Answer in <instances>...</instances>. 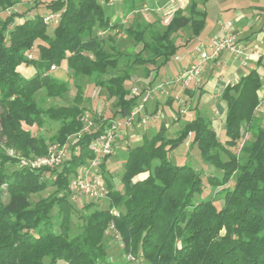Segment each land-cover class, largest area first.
Listing matches in <instances>:
<instances>
[{
    "label": "trees",
    "instance_id": "trees-1",
    "mask_svg": "<svg viewBox=\"0 0 264 264\" xmlns=\"http://www.w3.org/2000/svg\"><path fill=\"white\" fill-rule=\"evenodd\" d=\"M18 3L0 0V9ZM56 10L62 11L60 19L46 25L43 15ZM161 15L123 27L119 20L110 21L99 0H34L31 9L0 17V264H56L60 259L64 264H126L128 254L146 264H264V121L256 115L262 86L256 68L223 88V141L195 106L175 136L169 137L161 123L150 136L127 145L119 181L104 168L111 153L103 158L106 197L83 204L81 210L70 199V179L95 156L90 141L109 119L126 116L137 102L129 87L134 65L143 66L147 78L152 76L142 88L151 86L161 66L206 24L205 10L199 11L194 2L189 14L175 9L160 31L155 25L167 17ZM185 27L191 35L177 43L173 37ZM115 29L141 44L117 73L123 54L113 44ZM31 48L34 57L28 58ZM52 64L107 88L115 99L111 117L93 116L95 130L71 137L80 131L85 114L80 89L73 102L58 105L44 106L38 95L44 92L61 101L66 92L65 80L45 73ZM24 66H30L31 75L24 74ZM179 112L175 107L177 121ZM47 119L58 123L50 140L68 143L69 156L56 168L19 165L22 156L46 153L50 140L30 127H40ZM188 137L199 157L222 172L220 177L206 176L214 195L221 197L219 203L204 196L196 199L204 187L200 172L169 159V152ZM49 185L54 190L32 203L31 194ZM73 214L79 220L76 232ZM108 230L120 240L125 259L109 258Z\"/></svg>",
    "mask_w": 264,
    "mask_h": 264
},
{
    "label": "rangeland",
    "instance_id": "rangeland-1",
    "mask_svg": "<svg viewBox=\"0 0 264 264\" xmlns=\"http://www.w3.org/2000/svg\"><path fill=\"white\" fill-rule=\"evenodd\" d=\"M207 0H200V2H198L199 6H196V8L199 11H202L203 8L205 7V2ZM256 0H224L223 3L219 4L220 9L227 7V10H220L219 12V16L216 15V18L214 16V22H216L217 19L223 20L224 23H226V21L228 19H230V21L236 25H242L244 28H242L243 30H241L238 35L239 36H249L252 35L254 33V31H257L261 28H263L264 31V6L261 10H259L257 7L254 6V3ZM34 0H20V3H18L17 5H15L14 7L10 8L9 10H1L0 9V17L5 15V13H8V11H25V10H29L31 9L32 5H33ZM190 1L188 2L187 6L185 7V13L189 14L190 12ZM197 4V5H198ZM229 7H237L238 8V12L235 13L234 10L232 8L229 9ZM106 13H108L109 15V10L106 8ZM153 17V16H152ZM218 17V18H217ZM155 18V17H154ZM161 23V22H160ZM164 24H157L155 25V28L157 30H162ZM219 24L215 23H207V25L204 26V28L200 31V33L198 34V37H193L191 40H193L194 38H196V42L195 45H197L198 43H204L208 40H210L212 38V36L215 34V32L217 31L216 29L218 28ZM48 31H51L50 29H48ZM112 36H114V40H113V44L115 46L116 49H120V51L122 52V57L120 60V63L118 65V69L114 70V73L120 72L119 69H122L125 67V62L127 60H131L133 53L137 52L140 48H141V44H137L134 41L131 40V37L126 35L125 33H123V31H113ZM191 35V29L190 28H183L180 32V36L177 37V35H175L173 37V39L179 43L180 41H182L183 39L187 38L188 36ZM264 38V34H262V36ZM190 40V41H191ZM108 46V43H106L105 47ZM184 46H182L180 48V51L184 50L183 49ZM33 50L35 51V49L33 48ZM171 60V59H170ZM178 62V61H177ZM173 62H168V64L166 65H162L160 68V74L164 71L167 72V76L164 79V81L167 80V78H169L172 75H175V70L176 67L173 66L172 64ZM251 67V66H250ZM264 66H257L256 68L258 69L259 72H263L264 71ZM245 70L248 69V67L243 68ZM22 71L24 72V74H26L27 76L31 75L32 70L30 69V66H24L22 67ZM130 73L132 74V82L129 84V87H131L132 85L136 84L140 87H143L146 85L147 83V77L145 76L144 73V69L143 66L141 65H134V68H132V70L130 71ZM52 75H55L57 78L61 79V80H65V82L67 83V89L66 92L64 93L63 98L60 100H58V98L56 97H47L45 96L44 92H40L38 95L40 97V102L43 103L44 106L47 105H58L60 103H71L74 100L75 97V93L77 90H79V94H80V103L82 106L85 107V114L88 115L89 117L93 118V116H97V115H101L102 118H110L113 111H114V97H111L108 92H107V88H105L102 85H95L89 78L86 77H81V76H71L70 72L68 70H66L65 68H60L57 67L51 72ZM132 88V87H131ZM163 96L162 98H160L162 106H163V111L165 113H168V108L166 107L164 100H163ZM187 110L190 111L191 110V106H186ZM157 112V111H155ZM154 112V113H155ZM161 115L160 117H162V112H160ZM211 113V112H210ZM172 114V113H171ZM192 115H194V113H192ZM191 115V116H192ZM190 116H181V120L178 121V124L176 127L181 126V121H183L184 119H188ZM223 118H224V112H222L221 115V125L216 127L214 125V128L216 129L217 135H218V139H220L221 141L224 140L225 138V132H224V127H223ZM113 120V119H109ZM159 120V119H157ZM156 120V121H157ZM146 125V124H145ZM25 127V126H24ZM175 127V128H176ZM58 128V123L52 120L47 119L44 124L40 127L38 126H32L30 127V130L35 134V135H39V136H44L46 139H48V141L50 140V137L53 136L56 133V130ZM157 128V127H156ZM174 128V126L170 129L167 130V135L169 137L175 136L177 133V130ZM151 131H154V129H150ZM147 130V131H149ZM151 131L147 132L148 136L151 135ZM249 136V133L246 134V137ZM138 141V140H137ZM189 141H190V137H188L186 139L185 142L179 144L175 149H173L172 151L169 152V159L173 164H189L191 165V167H194L195 169H197L201 176H202V181L204 184L203 187V192L202 194L199 195H195L196 199L199 198H213L215 199V202L219 203L221 200L220 196H215L214 195V190L208 185L207 180H206V176L207 175H215L217 177H220L222 175L221 170H219L218 168H216L215 166L211 165L210 163H208L207 161L202 160L199 157L198 154V150L196 148H191L189 146ZM52 143H59L58 141H49L47 147L49 145H51ZM136 143L131 141V142H127L124 138L122 139V137H119L117 139H115L114 145H113V152L112 154L106 159L105 162V168L109 169L108 171L110 172V176L112 177V179L114 180V182H117L120 180L121 177V173L124 170V162H125V158H126V149H127V145H132ZM9 154H14L12 150L8 151ZM15 155V154H14ZM233 184V181H231L230 185ZM54 190V186L53 185H49L45 190L39 192V193H34L31 194L30 196V200L32 203H34L35 201L41 199V198H45L48 194H50L52 191ZM204 196V197H203ZM90 201H95V200H89V199H76L73 200V202L75 203V205L77 206L78 209H82L81 206L83 204H86ZM106 202H102L101 204H105ZM56 219V218H54ZM79 225V220L76 217V214L72 215V223L71 226L73 228V230L76 232L78 229ZM106 234L108 235V256L109 258H113V259H118V260H123L125 259V255H123V253L121 252V242L119 239L116 238H112L110 236V230H108L106 232ZM139 257H136L135 260H127L125 259L127 262L126 264H146L143 261L140 262ZM56 264H64V260L60 259L57 261Z\"/></svg>",
    "mask_w": 264,
    "mask_h": 264
},
{
    "label": "crops",
    "instance_id": "crops-1",
    "mask_svg": "<svg viewBox=\"0 0 264 264\" xmlns=\"http://www.w3.org/2000/svg\"><path fill=\"white\" fill-rule=\"evenodd\" d=\"M189 1L194 2L196 6H199L198 2H200V0H122L115 5H108L106 3L103 4L105 8L109 10L110 21L119 20L122 23L123 27H127L130 25H135L137 23H146L156 18H161V14L163 13H165L169 18L172 15L173 11L177 8H184L185 11V7L187 6ZM223 1L224 0H207L205 2V7L203 8V10H205L206 12L205 25H207V23L219 24L218 28L216 29L217 31L212 36V38L221 34V25L231 24L232 30L236 35V39L238 42H240V44L246 46L248 50H253L256 48L263 49L264 38L261 37L262 34H264L263 28L254 31V33L250 35V37L245 35L239 36L238 33L243 30L242 28H244L242 25H236L232 23L230 19H228L226 23H224V21L220 19H217L216 22H214V16L215 18L216 15L219 16L218 14L220 10L228 9L227 7L220 9L219 4L223 3ZM253 3L254 6L259 10H261L264 6V0H256L255 2L253 1ZM143 4L148 5L151 8L161 6L162 12H156L153 9L148 12H132L133 9L139 8ZM230 8H232L235 13L238 12L237 7H229V9ZM160 22L164 24L161 19ZM114 31H118V29H115ZM196 38L189 41L186 45H183V51H180V47L177 53L173 57H171V60L169 59L164 65L168 64V62H173V66L176 67L175 74H177L182 68L188 66L198 58V47L208 53V44H210L209 41L212 38L204 43L202 42L201 44L198 43L197 45H195ZM183 41L184 39L180 42ZM256 65L264 66V58H256L255 56H248L246 58L243 56H233L231 53L223 51L219 56H217V58L207 59L203 64L202 83L198 88H194L192 90H182L181 87L177 84H172L169 87L167 86V90L169 93L167 96H163V100L166 107L168 108V113H165L163 111V106L160 100L162 96L153 95L147 101L148 112H162V117H160L157 121H150L146 125L136 123V125L134 124L130 127H122V129H120V131L117 133L116 139L122 137V139L124 138L128 143L131 141L140 142L142 137L144 135H147V132L151 131L149 130V128L155 130L161 123H164L167 126V130H170L173 126L175 128L178 124V121L176 120L177 114L174 113V109L175 107H179L180 102H184V106L186 108V113H181L183 117H192V113H195V110L192 108L197 106L198 111L210 119L213 128L214 125L216 127L220 126L222 120L221 115L225 110L224 102L219 98L221 95V91L227 84H232L238 81L242 76L246 75L248 71L256 68ZM245 67H248V69H243ZM166 74V71L162 72L161 74L159 72V75L156 77L152 85L164 82V79L167 76ZM259 74L262 77V86L259 91L260 103L258 104V107L256 109V115L262 122L264 121V71L259 72ZM151 77L152 76L147 78V83L149 82ZM176 97L179 98L180 102L176 99ZM169 98L173 99L171 104L166 103V99ZM186 106H191V110L188 111ZM180 127L181 126L176 127L175 129L178 130ZM214 130L216 131L215 128ZM108 173L110 172L108 171Z\"/></svg>",
    "mask_w": 264,
    "mask_h": 264
},
{
    "label": "built area",
    "instance_id": "built-area-1",
    "mask_svg": "<svg viewBox=\"0 0 264 264\" xmlns=\"http://www.w3.org/2000/svg\"><path fill=\"white\" fill-rule=\"evenodd\" d=\"M120 1L122 0H102L101 2L108 5H115ZM151 9L156 12H162L161 6L151 8L144 4L139 8L133 9L132 12H148ZM61 12V10L46 12L43 15V22L48 26H52L60 19ZM168 19L169 18L166 17L162 19V22L166 23ZM98 33L102 34L103 32L98 31ZM209 43L208 53L198 47V58L188 66L182 68L174 76L169 77L166 81L153 84L146 88H142L136 84L131 86L132 88H130V93L138 98L136 100V104L126 116L110 120L105 125L103 130L95 135V137L90 141L89 148L95 156L81 164L78 167L76 173H74L70 179V199L76 200L77 198H85L89 200H98L107 196L108 188L106 187L105 181L103 180L100 171L103 158L107 154L110 155V153H112L117 133L120 131V129H122V127H130L134 124L136 125V123L145 125L150 121H156L160 118L161 113L159 111L154 113L148 112L147 109V101L153 95L167 96L169 93L167 86L169 87L172 84L179 85L182 90H192L194 88H198L202 83V70L205 61L207 59L217 58V56H219L223 51H227L233 56H243L245 58L248 56H255L256 58H264V48L248 50L246 46L240 44V42L237 41L231 24L221 25V34L212 38ZM26 56L28 58H33L34 50L31 48L30 51L26 53ZM55 68L56 65L52 64L45 73H51ZM176 99L179 101V98L176 97ZM179 104V113H186L184 102H180ZM80 121L82 123L80 131L73 134L71 137H80L83 133H88L92 130H95L97 126L94 120L86 114L80 117ZM242 142L243 140L240 142V145ZM69 152L70 147L68 143H52L47 147L45 154L31 155L28 156V158L23 156L20 157L19 165L28 166L32 169L56 168L60 166L69 156ZM113 213H116V211H113ZM126 259L134 260L135 257L131 254H128Z\"/></svg>",
    "mask_w": 264,
    "mask_h": 264
}]
</instances>
